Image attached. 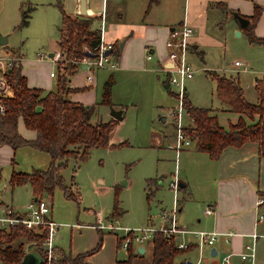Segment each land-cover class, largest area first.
<instances>
[{
	"label": "rangeland",
	"instance_id": "obj_1",
	"mask_svg": "<svg viewBox=\"0 0 264 264\" xmlns=\"http://www.w3.org/2000/svg\"><path fill=\"white\" fill-rule=\"evenodd\" d=\"M182 6L183 3L180 7L178 6L180 14ZM24 9L26 11L28 7L24 5ZM187 9L184 11L187 12ZM41 12L38 9L31 15L30 10L29 15L32 16L30 25L23 28L19 27L20 14L14 19L7 18L4 13L0 14V37H7L6 47L19 51L18 53L27 61L35 62L38 60V55H43L44 59L38 60L40 67L34 63L33 70L37 69L42 73H49L51 70L56 73V64L48 55L54 52L56 41L59 40V34L55 30L57 22L51 21L52 18L45 20ZM229 18L227 20L222 17L220 25L210 27L206 31V40L201 50L202 59L188 57L187 52L186 62L192 67L194 73L192 78L184 84L185 95L187 100L195 106L216 110L221 108L222 104L215 96V83L208 75L209 73L232 77L236 80L239 77L244 98L251 104H255L257 98L255 81L264 88V46L250 44L245 34L237 36L232 29L234 25H231L236 24V21L232 15ZM4 51L0 47V54ZM235 61L242 63L240 68L245 67L247 71L242 73L231 68ZM147 68L150 66L147 65ZM115 73L118 72L94 71L93 76L98 82V101L103 92V83L111 74H113V84L110 89V105H98V110L96 106V113H93L90 122L95 124L99 118L106 119L112 109L121 110L124 116L121 134L127 139L128 144L111 149L109 147L92 148L83 161L75 162L69 159L67 165L62 168L61 175L66 185L73 183L72 190L78 191L77 199L67 197L59 186L55 187L51 197L42 196L49 201L53 221L60 226L55 235V243L66 250H69V245H73L74 241H87L91 238L95 240L92 245L94 247L99 238V231L95 228L84 227L78 231L74 224H95L100 217L103 218L104 223L111 222L130 229L146 227L152 223L159 226L162 223V213L170 214L176 197H180V191H175L170 183L178 184L181 180L180 153L184 148L177 154L175 149L165 145L164 140H162L163 146L158 147L153 143L158 142L161 132L166 134L170 132L171 139L168 143L174 140L175 126L168 112L178 106L176 98L178 89L174 86L166 89L161 81L155 84L153 73L132 72L123 76L121 80L115 79ZM163 116L167 118L166 123L160 119ZM229 117L230 115L223 113L219 116L220 122H218L225 129L228 128L227 118ZM242 118L246 124H251L246 116L243 115ZM181 125L184 127L191 125V121L186 119L184 113ZM49 158L50 156L45 152L28 146L19 147L16 149L13 168L16 171L26 172L34 168L43 169L48 164ZM11 169L12 164L0 167V189L5 188L0 199L8 204L12 203L18 211L22 212L24 206L32 200L30 187L29 184L15 186L11 194V188L7 182ZM156 176H159L160 184L157 178L155 179ZM148 179L156 180L153 185L154 195L149 201L145 194ZM159 200L161 203L158 208L163 211H160L158 215L150 214V205ZM184 203H186L185 200L182 201V204ZM115 206L120 214L116 218L107 217L106 215L111 213ZM262 211L264 214V209ZM178 218L177 212L176 219ZM188 229L192 228L188 227ZM101 232L102 248L97 253V257L104 258L108 256L109 251H112L118 259H124L126 250L122 243L118 242L119 238L124 236V232L120 229H116L115 232L104 229ZM258 245H260V251H257L255 263L264 264V238L259 239Z\"/></svg>",
	"mask_w": 264,
	"mask_h": 264
},
{
	"label": "crops",
	"instance_id": "obj_2",
	"mask_svg": "<svg viewBox=\"0 0 264 264\" xmlns=\"http://www.w3.org/2000/svg\"><path fill=\"white\" fill-rule=\"evenodd\" d=\"M86 1L88 11L94 14V17L92 18V29L99 28L100 18L103 15L105 20L104 41L117 46L118 68L111 71L118 72L114 74L116 80H121L123 76L132 72L153 73L154 83L159 84L161 81L163 87L166 88L167 75L161 72V68L163 65H167L165 41L169 30L179 26L183 21H186L194 31L189 44L188 57H199L202 59L203 52L201 50L206 40V31L210 27L212 28L220 25L222 17L227 20L230 19L229 17L231 15H229L228 12L222 11V5H226L227 9L235 11L243 17L252 16L254 5L261 6L262 11L256 22L254 34L260 38L264 37V0ZM181 3H183V6L182 13L180 14L178 6L180 7ZM24 5L31 10V15L34 14L35 10L38 11V9H40L42 11L41 16H44L45 20L52 18L50 19L51 21L57 22V25H55L57 33L61 21V11L72 18L79 17L78 0H0V14L4 13V16L7 18L11 19L12 17L14 19L16 15L20 14L21 16V12L25 10ZM185 9H187V12L184 11ZM31 15H29L28 24L25 27L30 25V20L32 18ZM235 21L236 24L231 25H234L232 29L236 32V35L237 32L239 35L244 34V29L247 26L242 28L236 19ZM248 22L250 23L249 20ZM6 40L7 41L3 46L0 45V47L5 50L1 54L14 55L21 58V72L26 78L28 87L42 90L43 93L55 90L57 70L55 71L56 73L51 70L49 73H42L37 69L33 70L35 65L39 66L38 63L40 61H27L23 55L18 53L19 51L8 49L6 47L8 42L7 37ZM53 50L54 52L50 54L55 56L59 50L57 41L56 47ZM147 54L151 55L150 60L146 59ZM34 63L36 64L34 65ZM147 65H149L150 68H147ZM48 66L52 69L50 65ZM230 67L235 69L233 65ZM50 73H54L55 76L51 77ZM110 77L112 78L113 74H111ZM107 80H105L104 83ZM237 80L241 86L239 77ZM69 87L76 90L69 96L70 100L80 103L85 107L93 106V113L95 114V107L97 106L98 110V105H100L101 100L98 101L97 99L98 82L95 76H93L91 82H87L86 72L83 68L80 70L77 69V72L70 78ZM6 96H11L10 90L7 92ZM257 101L258 97L256 98V103ZM191 105L197 108L212 109L198 107L193 104ZM212 110L215 111L214 113L219 122L220 114L223 113L230 115V117L227 118V125L235 124L239 117H242L239 113L229 112L223 105H221L220 109ZM109 119H113L110 113L107 114L106 119L99 118L98 122H106ZM160 119L164 123L167 121L165 116ZM123 125L124 116L122 112L121 120L118 121L117 127L110 134V144H118L122 142L128 144L127 139L121 134ZM17 130L27 139H32L35 136L33 131L27 130L24 127L21 120L18 122ZM169 135L170 132L167 134L166 132H161V137L158 136V142L153 143L159 147L163 146L166 141L165 145H167L171 139V136ZM162 140H164V142H162ZM111 148L113 147H109V149ZM16 149L11 148L9 145H0V167L6 164H12V169L7 177V182L11 188V194L13 188L18 186H12L9 182L11 172L13 170L16 171L13 168ZM180 154V158H182V174L180 178L181 180H179L181 184L178 188V191H180V197H177V212L179 217L176 219L177 225L182 226L181 224H184L192 229L202 231L235 232V234L230 237L229 242H225L224 237L220 235L212 245L205 247L203 252V264H218L222 251L239 252L243 249L245 243L251 241V235L257 234L258 236L254 239V259L252 263L256 264L255 258L257 251H260L258 241L260 238H264V218L259 219V215L261 214L264 217L262 211L264 209V157L258 155L256 143L245 142L241 146H228L223 149L217 159H211L206 152L197 151L194 148V142H192L189 147L184 148ZM48 164H46V167ZM156 178L158 180L159 176H156L155 179ZM154 181L155 182L151 183L149 187L147 185L145 186V194L147 191H151L153 193L152 196L154 195L153 185L156 183V180ZM27 184L28 183L24 185ZM158 184H160V180H158ZM259 199H263V202L260 204H258ZM184 200L186 203L182 204V201ZM160 203V200L157 201V203H153L154 209H152L150 205V214L158 215L160 211H163L160 210L161 208H158ZM5 205H9L18 211L15 205L12 203L8 204V202L0 199V213ZM206 205L213 206L212 214L208 215L203 212ZM49 217L53 220L52 211H50ZM99 219L103 221V218L98 217L95 224H74L73 226L77 228L78 231L84 227L95 228L96 230L101 231L104 229L96 227ZM115 221L117 222L118 220L116 219ZM151 225L156 224L152 223ZM59 227L60 226H58V229ZM94 243L95 240L92 238L87 241H74L73 245H69V251L72 256H74L91 249ZM55 246L59 245L56 244L54 240V247ZM101 246L96 252L88 255L85 258V261L89 264H115V261L118 258L112 251H109L108 256H105L104 258L97 257V253L102 248ZM212 247H214L215 250L211 253L210 249ZM132 249L134 255L132 258V264L151 263V239L148 238L141 243L133 242ZM126 255L127 252H125V257ZM195 256L196 250L192 248L180 254L178 259L184 258L189 264L190 260L194 259ZM237 258V256L233 258L234 264H240V260Z\"/></svg>",
	"mask_w": 264,
	"mask_h": 264
},
{
	"label": "trees",
	"instance_id": "obj_3",
	"mask_svg": "<svg viewBox=\"0 0 264 264\" xmlns=\"http://www.w3.org/2000/svg\"><path fill=\"white\" fill-rule=\"evenodd\" d=\"M222 11L231 15L226 5H222ZM262 8L254 5L253 14L244 17L250 21L244 29V34L250 44L264 46V37L254 34V28L258 21ZM30 9L21 12L19 27L28 24ZM237 13V12H236ZM240 15L239 13H237ZM243 17V16H242ZM93 19L85 17H70L61 11V21L58 28L59 40L57 46L67 62L62 66L57 65V77L55 90L43 93L42 90L30 88L26 78L22 75L21 66H12L4 75L5 81L11 91V96H0V102L4 104V111L0 112V145H9L16 149L29 146L44 151L50 156V162L44 169H33L30 172L12 171L9 182L12 186L28 183L31 187L32 200L42 195L52 196L56 186L62 188L69 198H78V191L72 190V185H66L61 175L69 159L75 162L85 160L89 151L95 147H120L125 143L110 144V134L118 125V120L109 119L106 122L92 124L93 106L85 107L80 103L70 100L69 96L76 90L69 87L70 78L77 72V66L71 64L72 57L80 58L85 53L95 54V48L99 44V31L92 29ZM115 56L118 49L115 46ZM215 83V96L229 112L246 116L251 124H246L239 117L235 124H229L223 128L212 109L193 107L184 97V107L187 120L191 125L184 128L197 151L206 152L211 159H217L223 149L228 146H241L245 142H254L257 145V153L264 157V94L263 86L255 85L258 101L255 104L247 102L243 89L238 80L232 77L220 76L209 73ZM113 80L110 77L103 85L100 105H110V89ZM254 117L256 119L254 120ZM19 120L27 130L35 133L34 138L27 139L17 130ZM73 179V175H72ZM73 182V181H72ZM148 179L147 186L154 183ZM152 192H146L149 201ZM120 214L116 206L109 216L116 218ZM99 238L94 247L72 256L69 250L59 246L54 247L55 264H89L85 258L96 252L102 243V232L98 230ZM46 230L35 231L21 225L0 230V264H21L24 255L28 251H35L45 263ZM127 236L131 241L126 246L127 255L124 259H117L115 264H132L134 232L128 231ZM125 235L119 238L121 244ZM152 258L150 264H187L184 258L178 259L183 252L193 248L189 243L186 249L175 246V241H168L161 231L151 233Z\"/></svg>",
	"mask_w": 264,
	"mask_h": 264
},
{
	"label": "built area",
	"instance_id": "obj_4",
	"mask_svg": "<svg viewBox=\"0 0 264 264\" xmlns=\"http://www.w3.org/2000/svg\"><path fill=\"white\" fill-rule=\"evenodd\" d=\"M99 44L95 48V54L92 57L82 56L80 58L72 57L69 62L80 70L84 66L83 70L86 72V81L91 82L93 78V71L95 70H108L114 71L118 68L117 57L115 56V45L104 41L105 20L102 15L99 24ZM194 34L193 28L183 21L179 26L169 30L168 36L165 41V48L167 50V65H163L161 72L167 75L168 86H174L178 89L176 98L178 106L176 109H172L168 112V115L172 119L175 126L174 140L168 143L167 146L175 149L176 153L182 148L189 147L193 140L184 132V126L181 125L182 114L186 111L184 107L185 97V82L190 80L193 76L192 67L186 62V55L189 49L190 40ZM108 52V53H107ZM107 53V54H106ZM43 55H38V60H42ZM51 61L57 65H63L67 60L65 56L58 52L55 56L50 58ZM146 59L150 60L151 55L147 54ZM21 58L14 55H2L0 54V96H6L9 91L4 75L10 68L20 65ZM235 71L246 72V68H240L242 63L235 61L233 63ZM237 69V70H236ZM51 77H54V73H50ZM257 81H255V85ZM264 94V88L262 89ZM4 111V104L0 102V112ZM170 186L177 191L179 184L171 182ZM5 188L0 189V194ZM178 198L175 199V204L170 214L163 212L161 215L162 223L159 226L150 225L137 229H130L126 227H120L114 223H104L99 219L96 227L116 231V229H122L124 231L125 239L122 242V246L126 249L127 244L131 241V237L127 236L128 231H132L135 234L133 242H143L146 239H151V233L153 231H161L168 241L174 240L175 246L180 249H186L189 243H193V248L196 250V256L190 260L189 264H203V252L204 248L214 243L218 236H223L225 242H229L233 231L217 232V231H202L188 229L185 226H178L176 220ZM263 199H259L258 204L262 203ZM50 204L48 200L41 197H37L31 200L24 206L22 212L16 211L9 205H5L0 213V230H9L12 227L21 225L28 229L35 231L46 230L45 240L43 242L45 253L44 264H55L54 259L56 254L54 253V239L57 233L58 224H56L50 217ZM205 214L213 213V206L206 205L203 209ZM263 215H259V219H263ZM264 235V234H263ZM257 234L251 235V241L243 245V249L239 252L234 251H222L218 264H234L233 258L238 257L240 264H252L254 259V239ZM43 259L41 258V261Z\"/></svg>",
	"mask_w": 264,
	"mask_h": 264
},
{
	"label": "water",
	"instance_id": "obj_5",
	"mask_svg": "<svg viewBox=\"0 0 264 264\" xmlns=\"http://www.w3.org/2000/svg\"><path fill=\"white\" fill-rule=\"evenodd\" d=\"M86 3L87 1L86 0H78V15L80 17H85V18H93L94 17V14L90 13L87 9V6H86ZM239 23V25L242 27V28H245L247 25H248V20L240 15H238L236 12L233 13L232 15ZM237 35L238 32H237ZM6 37H0V45L3 46L5 43H6ZM108 53V52H107ZM106 53V54H107ZM53 56V54H49L48 57L51 58ZM85 56L87 57H92V55L90 53H85ZM84 68V66L82 67ZM10 71V70H9ZM166 88L168 87V83L166 84L165 86ZM87 107V106H86ZM121 111H117V110H111L110 114H111V117L115 120H121ZM178 184L180 185V181H178ZM36 199V198H35ZM151 208L154 209V205L151 204ZM215 250L214 247H212L210 249V252L212 253V251ZM41 262V258L40 256L38 255L37 252L35 251H30V252H27L23 259H22V262L21 264H39ZM188 264V262H187Z\"/></svg>",
	"mask_w": 264,
	"mask_h": 264
}]
</instances>
